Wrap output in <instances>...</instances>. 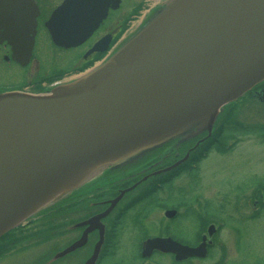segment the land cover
<instances>
[{
    "label": "water",
    "instance_id": "water-1",
    "mask_svg": "<svg viewBox=\"0 0 264 264\" xmlns=\"http://www.w3.org/2000/svg\"><path fill=\"white\" fill-rule=\"evenodd\" d=\"M118 1L63 0L45 22L52 42L80 44ZM37 15L34 0H0V38L23 64ZM262 81L264 0H166L86 73L38 94L0 93V236L107 170L209 134L222 107ZM153 249L204 256L203 244L168 238L146 240L142 256Z\"/></svg>",
    "mask_w": 264,
    "mask_h": 264
},
{
    "label": "rangeland",
    "instance_id": "rangeland-1",
    "mask_svg": "<svg viewBox=\"0 0 264 264\" xmlns=\"http://www.w3.org/2000/svg\"><path fill=\"white\" fill-rule=\"evenodd\" d=\"M60 1L37 0L46 14ZM125 1L128 3V0ZM153 1L147 0L146 2L144 0L142 4L146 2L144 5H149ZM161 1L158 0V2ZM137 15L138 13L130 16L125 25L127 26V24L129 25L130 22L134 21ZM113 16L116 17H112V20L108 22L111 29L117 26L119 19V16ZM125 19L120 17V22ZM47 37L42 29L37 36V40L43 41L39 43L35 57L40 60L41 66L46 64V67L48 64H54L62 67L63 63H66L65 60L72 55V52H60L53 49L49 43L47 44ZM33 65L34 63H32ZM66 76L70 78L71 75ZM16 77L18 81L19 78H24L25 76L24 74H16ZM228 113L227 117L229 116V119L231 117L244 123L264 125V103L257 98L244 97L237 101ZM231 137L237 138V142L233 146H230L227 142V140L232 139ZM231 137L225 138V146L230 147L228 150L213 148L209 151L207 157L196 163L190 173L174 177L171 183L166 184L157 195H153L149 199L127 209L121 217L122 223L117 229L118 237L113 245L114 248L110 250L101 264H138L136 255L140 239L145 233L151 236L160 235L159 232L167 222L163 213L169 207L176 209L179 213L175 223L171 226L169 225V231L183 238L185 242L192 244L199 224L192 215L188 213L183 215V209L188 206L187 202L195 196H200L204 199L209 214L225 218L224 227L219 233V240L224 245L221 250H218V245L216 244L215 248L211 250L214 256L216 254L213 260H194L191 264H213L214 260L219 261L222 258V264H264V208L255 219H248V216L255 210L256 206L264 202V132H253L251 136L236 132L232 133ZM173 143L172 141L166 143L135 163L119 169L107 170L90 180L89 183L81 186L79 189H93L94 186L109 181L101 180V178L110 174L112 176L109 179L118 181V183L115 182L116 184L110 183L107 188L111 190L110 192H98L94 195L91 193L89 195V197H92L91 201L96 199L103 200L102 205L98 208L86 210H74L70 209L71 207L60 208L58 211H51L54 214L48 216L46 220L51 225H58L67 220L82 219L90 212H93L98 213L97 216L101 217L97 220L99 224L103 225V227L104 224L108 225L115 211L122 203L135 195L138 192L137 190L149 185L154 179L170 171L174 165L185 163L190 156V152L196 150L199 145V143L187 144L188 146L184 147L185 150L180 153L177 151L179 146L174 147ZM153 156L154 158L152 159L154 160L150 163ZM147 157L150 159L149 161L132 168ZM146 167L153 169L151 175L149 174L140 180V177H138L131 180V182L121 183L120 176L130 175ZM136 181L138 183L134 184ZM132 183L135 185L134 189H132ZM127 187H129L128 191L124 192ZM120 191H123V193H120ZM233 202L237 205V209L232 206ZM156 203H158V207L153 206ZM228 215H231L232 218ZM237 215L238 218H236ZM35 216L29 218L26 222ZM41 221L38 222L36 220L27 226H23L26 225L24 224L26 222L22 223L23 227L13 234L20 241L11 245L5 256L0 259V264H50L46 262V259L66 247L68 243L79 235L78 231L55 234L48 238H45L47 237L46 235H32L38 230L37 227ZM96 236L97 234L94 232L91 235V240L87 241L76 254L57 262L54 259L51 264H83L88 251L92 250L91 246L97 243L95 240H99ZM70 247L62 252L67 251ZM155 260L154 264H170V259L165 254L156 252Z\"/></svg>",
    "mask_w": 264,
    "mask_h": 264
},
{
    "label": "flooded vegetation",
    "instance_id": "flooded-vegetation-1",
    "mask_svg": "<svg viewBox=\"0 0 264 264\" xmlns=\"http://www.w3.org/2000/svg\"><path fill=\"white\" fill-rule=\"evenodd\" d=\"M143 1L144 0H128V3H127L125 0H119L118 4L115 6V8H112L110 6L107 8L105 18L99 23L98 27L92 32V34L86 40H84L81 44H79L77 46H73L70 48H60V47L55 46L50 41L49 36L47 34V31H46V28L44 26L45 22L47 21V19L50 16V13L52 12V10L56 6H54L52 9H50L49 12H47V14H46L45 11L42 10L40 5L38 4L37 0H35L36 5L38 6V15L36 16V27H35L36 32H35V37H34V44H33L32 50H31V55H30L29 59L26 60L27 62H25L24 64L19 62L16 59L17 54L15 55V53L13 51V45L10 44L7 40H3L0 38V93L13 92V91H20L23 93L24 92H26V93H37L40 91H44V90L50 88L55 83L66 79L67 78L66 75L72 76V75L78 74L80 69H82L84 65H86L88 63H92L95 56L98 55L97 52L88 53V50L97 41H99L102 37L109 35L111 37V39H110L111 41H110L109 46H111L114 42H116V39H117L116 37H117L118 33L123 29L127 19H129L130 16L136 15V13H138L137 16L147 14L153 8H155L154 7V6H156L155 4L158 3L157 2L158 0H154L151 4L144 5V3L147 2V0H145L146 2H144L142 4ZM60 2H62V0ZM158 6H160V4ZM113 15L119 16V19H118L117 26L115 28L111 29L110 23L108 24V22H110L112 20V17H116ZM124 16H127V17H124ZM120 17L126 18V19L123 20V22H120ZM42 29L46 33V35L48 36L47 37L48 40L46 39L47 44L49 43L53 49H56L60 52L61 51L72 52V55L70 57H68L67 60H65L66 63H63L62 67L59 65H54V64H48L46 67H45L46 64H43V66H41L40 60L36 59L35 55H37V51H38V47H39L38 45L41 41H43V40L38 41L37 36ZM0 32H1V29H0ZM32 63H34L33 66H32ZM16 74H20V75L24 74L25 77L19 78V80L17 81L16 80V78H17ZM246 96H248L250 98H257L261 102L264 103V83L256 86ZM227 111H228V109L223 110L221 122L227 118V114H228ZM182 147H183V145L179 146L177 151L179 152ZM152 158H154V156L151 157V159ZM149 160L150 159L147 157L143 161L139 162L137 165H134L132 168H134V167H136L142 163H145ZM152 170L153 169L151 167H146L145 169H143L141 171H137V172L132 173L130 175L120 176L122 182L121 181H119V182H121V183H123V182L126 183L129 181L131 182V180L136 179L138 177H140L139 178V180H140L141 178H144L149 174L151 175ZM111 176L112 175L110 174L109 176L107 175L106 177L101 178V180H109V181L104 182L101 185H96L93 187V189H90V190L79 189L78 191H76L73 194L72 201H68V202L63 203L61 207L63 209H65L66 207H68V208L71 207L70 209H74V210L75 209L76 210H86V209H91V208H94V209L98 208L100 205H102L103 200H97L96 199V200L91 201L92 197H89V195H91V193L94 195L98 192L99 193L100 192H104V193L110 192L111 190L107 189L109 187L110 183H113V184L118 183L117 180L114 181L111 178L109 179V177H111ZM130 178H132V179H130ZM155 181H156V179H154L149 185L153 184ZM136 183H138V181H136L134 184H136ZM134 184L132 183V185H133L132 189L135 188ZM149 185H145V186H149ZM128 189H129V187L124 189V192L128 191ZM98 190H100V191H98ZM140 190H137V191L139 192ZM154 191L155 190L151 191V193H153ZM120 193H123V191L122 192L120 191ZM153 195H156V192L153 193L152 196ZM132 197H134V195L131 196L130 198H132ZM197 197H200V196L193 197L189 202H187L188 206H185L183 209L184 210L183 215L186 213L192 215L198 221V224H199L197 231H195L197 234L194 238V241H192L193 243L189 244L187 241L185 242V240H183V238L175 235L171 231H169L170 232L169 236L174 241H176L182 245H187L189 247H196L197 245L202 243L204 246V249H205V253H206L205 258L200 259V258H196V257H191V258H186V259H182V260L178 261V260H175L174 254H165L169 257L170 264H191V262L194 260L211 261L216 256V254L214 256L212 251H211L213 248H215V245L216 244L218 245V248H217L218 250H221L223 248L224 244H222V241L219 240V233L221 232V230L223 228L218 227V222L221 221L224 223L225 218L224 217L220 218L216 215L209 214L207 211L206 204H205V214H204V216H200L199 212H198V205L196 202ZM130 198H128L127 200H129ZM232 206L233 207L235 206V208L237 209V205L234 202H233ZM228 214H229V212H228ZM50 215H53V214L52 213L48 214L46 216L47 217L46 219H48V216H50ZM97 215H98V213L90 212L86 217H84L82 219H76L71 225H69V226H72V229L69 231H78L79 232L78 237L76 239H74L72 242L68 243L66 247H64L63 249H61V250L57 251L56 253H54L53 255H51L50 258L46 259V262L51 264V263H53L51 261H53L54 259L57 262L59 260L66 259V258L76 254L87 243V241L91 240V235L94 232H96V234H97L96 237L99 240H95V242L97 241V243L95 245L91 246L92 250L88 251V255L83 262V264H94L95 259L97 257H99V255H101V253L105 249H106V251L109 250L108 249V243L106 240L107 227H109V224L108 225L104 224V227H103V225L99 224V222L97 221L101 218ZM238 215H239V212H238ZM238 215L236 216V218H238ZM178 216H179V213L176 210V214L174 215V217H172L171 220H169L168 226L173 225V223H175V220L178 218ZM228 216L231 217V215H228ZM45 221L47 222V220H45ZM29 223L30 222H28L27 224H29ZM23 226L18 227V229L23 227ZM169 229H170V227H169ZM43 235H46V234H43ZM160 236H162V235H160ZM164 236H166V235H164ZM143 237H142L143 239L141 238V241L144 240L145 238H148V237H156V235L151 236V235L145 233V235ZM74 243L77 246L73 250L65 251L64 253H62L61 256H57V254L61 253L63 250L67 249L68 247H70ZM140 246H141V244H139V246H138V252L136 255L137 263L138 264H146V263L154 264V262L156 261L155 260L156 250H154L150 256L145 258V257H142L140 255V252H141ZM109 248H110V246H109ZM230 248H232V247H230ZM107 255H108V251L106 253V256ZM106 256L101 259L99 264H101L103 262V260L106 258ZM222 261H223V258L219 261L214 260L213 264H222Z\"/></svg>",
    "mask_w": 264,
    "mask_h": 264
},
{
    "label": "trees",
    "instance_id": "trees-1",
    "mask_svg": "<svg viewBox=\"0 0 264 264\" xmlns=\"http://www.w3.org/2000/svg\"><path fill=\"white\" fill-rule=\"evenodd\" d=\"M91 63H88L86 65L83 66L82 69L86 68L87 66H89ZM224 125V126H223ZM223 130L221 129V126L218 125L215 127V129L213 130V132L211 133V135L207 138H205V133L197 136L196 138H194L193 140H191L188 144H194L197 141H200L198 147L196 148V150L190 152V156L188 157L187 161L185 163H182L180 165H178L177 167L171 169L170 171H168L167 173L162 174L160 177H158L156 179V181L149 185V186H144L139 192H137L134 197L130 198L129 200L125 201L124 203H122L117 210L115 211L114 215L112 216V218L109 221V227H107V235H106V240L108 243V253L110 252V250L112 248H114V243L116 241V238L118 236L117 233V229L118 226L121 225V217L125 214V211L133 206H135V204L140 203L142 201H145L147 199H149L150 197H152V194L156 192V195L159 193V188L157 187L158 184H161V186H165L166 184L170 183L169 181L171 179H173L174 177L185 173V171H187L188 169H190V166L197 163L201 157L205 154V152L207 150H209L210 148H219V141L221 139L227 138L229 135H231L232 133H236V132H241L243 135H247V136H251V134H253V132H264V125H260V124H253V123H244V122H240V121H227L223 123ZM187 143H185L183 145V147L180 149V153L183 152L185 150L184 147H187ZM155 190L153 193H151V191ZM68 201H72V197H68L66 199H64L63 201H61L60 203H58L57 205L53 206L52 208H50L47 211L42 212L41 214H39L38 216H36L34 219L28 221L30 223H33L34 221L38 220L41 221L40 225H38V230L35 231L32 235H43L46 234L47 237H51L54 236L55 234H49L50 232L59 230L61 228H65L69 225H71L75 220H67L64 223H60L58 225H51L48 223V221L46 222V216L50 213L54 214V212L51 211H58L60 208H62V204ZM158 203L153 204V206L158 207L157 206ZM161 208H163L162 206H159ZM45 222V223H44ZM120 223L117 224V223ZM29 223V224H30ZM28 225V224H27ZM26 225V226H27ZM25 226V225H24ZM18 228L12 230V231H8L5 234L0 236V259H2L6 252L10 249L11 245L14 244L17 241H20V239H16L15 236L13 235L14 232L17 230ZM68 232V231H66ZM64 232H60V233H56V234H61ZM39 235V236H40ZM110 246V248H109Z\"/></svg>",
    "mask_w": 264,
    "mask_h": 264
},
{
    "label": "bare ground",
    "instance_id": "bare-ground-1",
    "mask_svg": "<svg viewBox=\"0 0 264 264\" xmlns=\"http://www.w3.org/2000/svg\"><path fill=\"white\" fill-rule=\"evenodd\" d=\"M260 213H261V212H260ZM260 213H259V214H260ZM259 214H258V215H259Z\"/></svg>",
    "mask_w": 264,
    "mask_h": 264
}]
</instances>
